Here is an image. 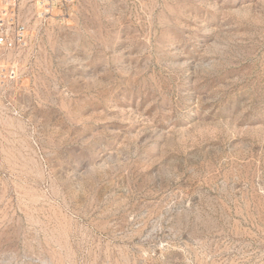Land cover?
Segmentation results:
<instances>
[{
    "label": "rangeland",
    "instance_id": "374dc122",
    "mask_svg": "<svg viewBox=\"0 0 264 264\" xmlns=\"http://www.w3.org/2000/svg\"><path fill=\"white\" fill-rule=\"evenodd\" d=\"M27 10L0 48V264H264V0Z\"/></svg>",
    "mask_w": 264,
    "mask_h": 264
},
{
    "label": "built area",
    "instance_id": "2783aa9c",
    "mask_svg": "<svg viewBox=\"0 0 264 264\" xmlns=\"http://www.w3.org/2000/svg\"><path fill=\"white\" fill-rule=\"evenodd\" d=\"M22 2H26L22 6ZM78 0H0V48L20 50L27 46L29 24L25 19L28 7L41 21L66 25L76 15ZM27 10V11H28Z\"/></svg>",
    "mask_w": 264,
    "mask_h": 264
}]
</instances>
